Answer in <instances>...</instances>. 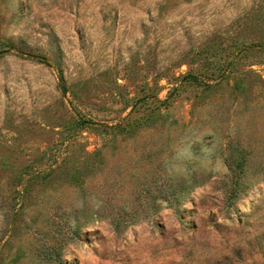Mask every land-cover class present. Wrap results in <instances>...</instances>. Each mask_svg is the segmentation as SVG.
<instances>
[{"label": "rangeland", "instance_id": "rangeland-1", "mask_svg": "<svg viewBox=\"0 0 264 264\" xmlns=\"http://www.w3.org/2000/svg\"><path fill=\"white\" fill-rule=\"evenodd\" d=\"M0 264H264V0H0Z\"/></svg>", "mask_w": 264, "mask_h": 264}]
</instances>
